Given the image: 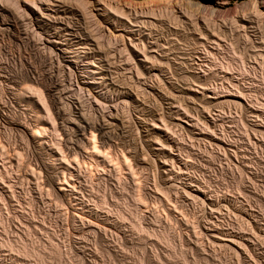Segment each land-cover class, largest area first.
I'll return each mask as SVG.
<instances>
[{
  "label": "rangeland",
  "instance_id": "obj_1",
  "mask_svg": "<svg viewBox=\"0 0 264 264\" xmlns=\"http://www.w3.org/2000/svg\"><path fill=\"white\" fill-rule=\"evenodd\" d=\"M69 1L72 2L71 0ZM85 1L87 2L89 9L96 13L97 6L95 0ZM124 1L119 0V4H114L115 2H112L111 4H114V6H117L118 4L121 8L133 13L137 12V15L140 14L139 16H143L145 12L147 13L150 10L149 14L151 16H149V18L154 19H148L156 24L152 22L147 23V26H145V24H139L136 22L141 26H139L140 29L138 28V24L133 27L135 28V32H133L135 36H133L137 39H143L142 41H145L147 44L157 45L158 48L153 49H158V52L156 53L160 55L157 54V58H160V56L161 58L159 61L153 62L154 64L151 63L154 65V68L153 66L151 67L152 69L149 72L151 75L150 77H147L149 74L146 75V83L141 84V87H144L141 92L137 93L135 87L127 88L128 91L132 89L130 93L133 96L132 98L135 97L134 99L136 102L140 98V102H137V106H135L136 104H131L129 101H127L128 104L126 103L127 105L125 106L118 101H115L116 103L113 102L112 105L107 102L106 104L103 103V107L100 105L102 108L99 106L96 108V106L93 105L91 110L90 107H88L90 105L87 103L86 105L84 101L82 102L83 105H80L82 109L84 108V113L88 112L86 113V116L92 120L93 118L103 119L105 114L106 118L104 117V120L108 124L109 122H113L112 125L110 124V128L114 127L113 130H111L112 133L114 131L112 135L115 137L112 136L111 139L113 140L110 142L114 146L118 143V146L116 145L115 147L120 148L121 146L122 148L123 146L124 148L126 146L125 149L130 151H133V148L137 147L139 150L140 148L142 149V154L145 153V158H147L145 159V162L148 161V164L145 163L144 166L146 167L142 168V173L145 176L142 173L141 174L143 177L142 183L143 185L145 184V188L147 187L145 193L148 196V202L150 203H147L146 207H142V209L139 210L140 216H138L140 217V220L138 216V218L136 217V219H134L135 221L137 220L136 222L139 223L140 226L144 227L143 229L146 228L148 231L150 229L151 233L152 231L154 234L159 232L165 233L168 237V242H160L153 235H147L144 231L140 232H144L145 234L140 232L139 234L134 230H131L129 222L132 217L127 215L128 212H126V206L130 202L128 198L132 189L127 183L124 184L126 187L123 189V185L117 183L114 179L112 180V178H108L109 180L107 178V180L105 178L101 180L96 179L92 184L83 179L82 181L80 179L79 182V179H77L78 182L77 180L74 181V184L72 182L73 185L71 184L68 194L70 198L72 197V202L76 203L78 206L74 203L72 209L69 206H65L67 207V211L65 207L62 206L53 195H50L48 191L46 192L44 190L40 194V191L43 189L36 187V184L33 182L34 180L28 178L30 177L29 173L25 168L26 166L24 167V163L26 164L27 160L33 161L32 163H34L35 160H32V157L29 155L20 135H17L18 133L16 131V133H14V130L12 131V129L7 126L8 124L0 118V144L7 145V143H5L6 141L11 142V144L8 142L9 146H7L8 148L6 147L7 149L4 148L6 151L9 149L8 152H10V155L8 152L7 154L4 153L5 150H0V163L5 162L8 171L14 176L12 177L13 181L11 182L13 185L9 183V180L5 181L7 180L6 178H4V181L0 178V264H264V60L260 57V53H264V23L246 29H237L234 28V25L231 26L228 19L235 14L242 13L244 8L240 4L244 0L232 1L222 7L220 6V0H169L163 4L157 0H153L156 4H148L145 2L147 0H134L139 3L133 7ZM192 3L198 4V7ZM7 9H9V6H7ZM153 11L158 18L156 15L154 16V14V17L152 16L151 13ZM74 13L75 15L72 14V16L71 14H68L71 17V22H73L72 24L74 25V28L76 27L80 33L91 32L93 29L90 28H94V26L87 23L88 21L86 22V20L79 18L77 12ZM158 14L163 18H159ZM174 15L177 16L175 17ZM138 18L140 19V17ZM225 20L228 21L226 22ZM195 21L196 24L198 23L197 25L195 24ZM101 25L110 28L112 27L108 22H104ZM0 26L4 27L1 23ZM136 27L138 29H136ZM87 28L88 30H86ZM204 28L215 31V36L218 41H220V48L223 53L216 54L218 57H215V54H213L215 59L213 55H211L213 57L211 58V56H207L201 52L203 51V48L212 50L210 48V42H207L206 45H200L201 42L198 35ZM108 32H106L107 36L111 34ZM113 32L114 34H117L122 32V29L116 28ZM113 35L111 34L112 37ZM20 39L23 38L20 36L18 37L15 33L11 36L4 33L0 34V64L3 65L5 63L4 66H8L5 70L7 73H5L3 67L0 65V70L2 69V72H0L9 76V74L16 69L18 71H15L19 75H17L16 83L13 82V84L15 83L14 85L12 82L2 83L4 85L2 86L3 88H5V83L7 84V90L4 89L5 92H3V94L0 93V95L3 101H6H4L5 105L3 106H6L8 109L5 108V112L10 109L17 112L20 110H27L29 115H33V113L38 115L37 109L33 105L32 109L29 106L30 103L28 104L26 99H24V101L23 98H21V104L19 103V106L17 107L16 105L14 106V103L10 102V100H12V97L16 92L23 91V88L26 87L25 83L27 84V81L20 75L22 70L25 71L27 69L32 76L34 75L33 77L41 76V74L47 72H51V74L57 73V66H55L57 62L55 61L54 63V60H51V62L48 57H41L39 54L43 52H41L42 50L40 49V46H38V49H40L38 52V49H36L37 47L27 46L26 43H23L24 39ZM35 39L38 41V36H35ZM161 43L163 45H161ZM221 55H226V58L228 59L229 57L232 58V61L237 64L241 60L244 61L243 63L245 64L246 69L248 68L247 71H250L251 74L248 71L249 74L242 78L243 80H240L241 84L243 83L241 85L242 91L247 95V100L245 99L246 101L243 100L245 98L244 96L240 97L241 95L237 93L239 90L237 91V88L232 89L233 86L231 87V84H229L232 75L231 73H223L218 70L212 72L210 69L212 62L216 61L218 58V60H220ZM118 57L119 56L116 55L114 60L118 61V59H120V57ZM117 61L115 63H117ZM208 62L211 64H207ZM19 63L22 64L20 65ZM120 63L119 60L117 64ZM151 64L149 63L148 66ZM208 69H210L211 72H209L210 70L208 71ZM153 72L160 76V81L163 80L161 81L162 83L158 82L163 86H160L155 80H153L155 79ZM260 72H262L263 75H261ZM217 73L219 75H217ZM198 74L201 76V82H206L205 86L210 84V86H208L213 87H211L210 90L208 89L209 91H206L203 90L202 86L194 84L191 89L196 92L195 97L197 98L192 102L187 96V92H189L188 86H191L192 78ZM59 75L61 76V73L58 74V76ZM224 75L227 78L229 76V80L224 78L223 81ZM60 76L58 77V80L60 81L57 88L61 87V89H58L59 92H57L60 93L58 94L59 98L60 95L62 96L60 98V101L62 99L61 103H65L62 104V107L63 109L66 108L67 114L71 113V115H69L70 117L76 118V108L81 101L78 100L77 102L76 99H79L78 96L73 95V92H69L67 89V80L62 79V76ZM206 76L209 78L207 79ZM261 76H263V78ZM219 77L222 80L219 79ZM206 79L208 81H206ZM226 80L227 83L225 82ZM221 84L225 87L222 88ZM147 85L150 87L148 86V88ZM156 87L160 89H157ZM172 87L173 89H171ZM214 88H217L216 91ZM134 90L139 94V98L137 97V94L135 95ZM150 90L153 95H151L150 92L147 93ZM202 91L207 93L208 96H215L217 93L216 96H219V98H210L212 101L210 100V102H208L206 99L200 97L203 93ZM168 92H171V96L175 94L174 98L168 96ZM25 93L27 92L25 91ZM85 93V96H88V92ZM236 93L238 95H236ZM238 96L239 98H236ZM234 98L240 103L238 101V103L236 102L234 104L231 101L229 102V100ZM248 98L251 99L252 102ZM127 100H129V98ZM68 103L70 104V107L73 106L75 108H68ZM104 104H108L106 106L108 109L104 107ZM142 105L143 107L141 108ZM15 107L18 110L15 109ZM21 107L24 108L22 109ZM121 107H125L124 109L127 110L126 112H128L130 116L126 112L123 114V111L125 110H122ZM129 107H131V109L128 111ZM138 108H141L142 110L140 109L138 111ZM178 108L180 111L177 110ZM181 108L184 109L181 110ZM188 109H190L191 113L188 112L186 115V112L189 111ZM32 110L35 112H32ZM96 110L97 112H95ZM100 110H102L104 114H100ZM150 110H154L155 114L152 113V111L150 112ZM183 110H186V112ZM91 111L95 115H93ZM118 111L120 113H118ZM116 112L122 117L117 115ZM35 114L34 116H36ZM106 114L112 115L107 116ZM158 114L163 115L161 117ZM188 114H191V116ZM192 114H194V117ZM152 115L154 118L157 117L158 120L159 118H163L162 120L168 123L169 121L170 123L175 122L173 124V127L175 128L172 126L171 128L170 125L172 124H170L168 127L171 129L168 130V132L175 129L173 133L172 131L169 132L172 133V137H170L171 135L169 134V138H172V143L174 144L172 147V149L174 148L173 153H177L176 155L179 158V162L176 163L179 167L177 165L175 166V163L172 164V166H175L173 167L174 169L169 165V169L171 170L172 168L170 172L171 174L163 173L160 165H157L161 160L165 159L163 153L158 149V145L155 146V149L148 145V143H150V138L147 137H150V134L147 135L148 132L146 129H148L149 123H151L150 121L153 119ZM182 115H184V117ZM69 116L68 118H70ZM178 116H182L183 120L179 119ZM188 116L189 118L187 119ZM184 120H187V123ZM72 121L74 120L72 119ZM120 121H122V124L125 126L121 125ZM114 123L115 125H113ZM7 128H10L11 130ZM138 131L139 135H142L139 136L136 134ZM70 132L72 134L71 130ZM144 142L146 144H144ZM216 144H218V147ZM130 145L132 146V149H129L131 147ZM127 146L130 147L128 148ZM23 149H25L27 153ZM12 150H19L20 153L25 151V156H29V158L27 159V157H24L23 153L21 157V160L23 159L21 166H16V162V165L13 163L14 166L12 164L7 165L9 160L6 162L4 159L7 158V155L13 156ZM2 153L6 156L3 154V157ZM179 153L182 155L181 157L179 156ZM1 159L3 161H1ZM142 159H144V157ZM153 159L157 164H153ZM180 160L182 162H180ZM0 166L2 165L0 164ZM0 168L1 171H4V168L3 170L2 167ZM25 169L26 171L24 173ZM156 169L157 171L155 172ZM179 171L183 173L181 174ZM147 173L149 174L148 176L146 175ZM164 174L167 176V181L164 179ZM23 175L24 177H22ZM168 175L171 177V180L169 179L171 182L170 184L168 183V178H170ZM28 179L30 181H28ZM172 183L174 185H171ZM7 184H9L8 186L12 190L8 188ZM34 184L35 186L32 187ZM168 184L173 187L174 192L172 187ZM156 186L160 188L162 192H160ZM162 187L166 192L162 190ZM167 187H169V192L172 189L170 193L167 191ZM186 188L190 191H188L189 194L186 192ZM175 189L177 192L179 191V197L177 196L178 193ZM182 190L183 192L186 190L184 192L186 194L182 193ZM163 193H168V195L172 197L169 199V196H166V198H168L167 200H172V205L168 201L169 206L171 207L170 209L163 205L164 202L162 199L165 198V195L162 197ZM187 194L188 197H186ZM74 198L75 201L73 200ZM160 198L162 201H160ZM99 203H102V206H99ZM148 206H152L153 208L149 207V209ZM147 208L148 211H146ZM163 208L167 210L165 211ZM123 209L127 214H124L122 211ZM70 210L74 212L72 213ZM140 211H142V214ZM121 212L124 214V219L120 217ZM72 214L76 216L80 215L81 218L83 216V218L85 217L90 222L85 221V218H82L80 221H74L72 220V216H74ZM157 214H159L160 217H158ZM92 221H94L93 224L91 223ZM87 222L91 223L90 227ZM188 222L190 224H188ZM192 224L196 227L195 229ZM93 227H95L96 230ZM230 236L235 241L230 240Z\"/></svg>",
  "mask_w": 264,
  "mask_h": 264
},
{
  "label": "bare ground",
  "instance_id": "obj_2",
  "mask_svg": "<svg viewBox=\"0 0 264 264\" xmlns=\"http://www.w3.org/2000/svg\"><path fill=\"white\" fill-rule=\"evenodd\" d=\"M71 1L72 2H70L69 0H0V23L4 26V27L0 26V32L2 34L3 33L6 34L8 36L14 35V33L17 34L18 37L20 36L21 38L24 39V40L23 39H20V40H23V43L24 44L26 43L27 46L37 47L36 49H38L39 48L38 46H40V49L42 50L41 52H43V53H40V54L38 53V54L41 55V57H44V58L48 57V59L50 58L49 59L50 61L54 60V63L56 61L57 64L55 66H57L56 70H58L57 73L51 74V72L50 73L47 72V73L41 74V76H38V77H33L34 75L32 76L31 73L27 69L25 71L22 70L21 71L22 73H20V75L22 77H24V79L27 81V84L25 83L26 87L24 86L25 88H23V91L16 92V93L13 90L15 94L12 92L14 94V96L12 97V100H10V102H13L14 106L16 105V107H17V106H19V103L21 102L20 101L21 98H23V100L26 99V101H28V104L30 103L29 106L31 108L33 105L37 109L38 115L35 113H33V115L32 114L29 115L27 113V110H22V111L20 110L19 112L12 111L10 108L9 109L11 111L6 110V112H5L4 110H5L6 106L4 107L3 105H5L4 103L6 101L4 100L5 101L4 102L1 95H0V118L3 119L4 122H6L8 124L7 126H9L12 129V131L14 130L13 131L14 133L17 132L18 133L17 135H20L22 142L25 143L24 145L26 146V149H27L29 155L32 157V160L34 159L35 161H34V163H32L33 161L27 160L29 158V156L28 157L25 156L27 153V151L25 149H23V150H25L26 153H24L25 151L20 153L19 150H14V151L12 150L13 156L7 155V158L5 157L6 159H4V160H6V162L9 160L8 161L9 163L7 162V165H9V164L13 165V163L16 162L17 165H16V163H15V165L19 167L22 164L23 159L21 160V157H22V154L24 153V157H27L26 164L23 162L24 167L26 166L25 168L27 169L29 176H30V177H28V176L27 177L34 180L33 182L36 184V187H38L39 189L40 188L43 189L42 191H40V194L44 190L46 192L48 191L50 193V195H53L61 203L62 206H64V207L69 206V207H71V209H72L74 202H72V199H71L72 197L70 198L68 193L70 191V186H71L72 182L74 184V181L77 179H79V182H80V179H81V181L83 179L86 182H90L92 184V182L96 179L101 180L104 178L105 179L106 178L107 179L112 178V180L114 179L115 181H117V183L123 185V189H125L124 187H126V186H124V184L127 183V185H129V187L132 189V192L128 198L130 200V202L126 206L127 211L125 210L126 212H128V214L124 212V209L122 211L124 212V214H127V215H129V217H132L131 220L129 219L130 220L129 225L131 227V230H134L137 233H139L140 231H144L147 235H151V236L153 235L158 241L164 243L168 240V237L165 233L159 232V233L154 234L153 231L151 233L150 229H149V231L146 230V228L143 229L144 227L140 226L139 223L136 222L137 220L135 221L136 217L138 215L140 216L139 210H141L142 207H146L147 203H150V202H148V196L145 193V189L147 187L145 188V184L143 185V183H142L143 182L142 168L146 167L144 165H145V163L148 162V161L145 162V159H147V158H145L146 157L145 153L142 154V149L140 148V150H139L137 147L133 148V151H130L128 149H127L128 150L127 151L125 149L126 146L124 148H123V146H122V148H121V146H120V148L115 147L118 143H116V145L114 146L110 142L111 140H113V139H111V137L113 136L112 134L114 133V131L112 133V130L114 127L112 126L113 128H110L113 122L110 123L109 119H108V122H109V124H108L104 120L105 114L102 110H100L101 111L100 114H102V113L104 114L103 119H97L95 117L96 119L93 118V120H92L91 118L86 116L87 115L86 113H88V112L84 113L85 112V111L83 112L84 108L82 109V107L80 105V104L83 105L82 102L84 101L85 104L87 103L90 105L88 107H90V110H91V107L93 105L96 106V108L98 106L100 108H102L103 107L102 104L103 103L106 104V102L110 103L112 105L113 102L118 101L123 106L128 104L127 101H129L131 104L132 103L136 104L135 106H137V102H140V100H139L140 98L138 96L139 94H137V93L141 92L142 89L144 88V87L143 88L141 87V84L146 83V80H145L146 75L149 74V72L152 69L151 68L152 66L154 68L153 62L159 61V59L161 58V56H160V58H157L158 53H156V52H158L157 51L158 49L155 50L156 48H158L157 45L147 44V43H145V41H142L143 39L141 40V39L135 38L134 37L135 35L133 33V32H135V28H133V27L136 26L138 23L139 24L142 23V24H145V26H147L146 25L147 23L153 22V21H149V19H150L149 16H151L149 14L150 10L147 12L148 14L145 12L143 16L141 15L142 16L141 17V16H139L140 14L137 15V12H134L135 13L134 14L133 12H130V11H127L126 9L121 8L118 5L119 0H95L96 6H97V9H96L97 12L95 13L91 9H89V6L85 0H71ZM155 1L147 0L145 2L148 4L149 3H153V4L155 3L156 4ZM157 1H159L160 3L163 4L169 0H157ZM176 1H180V0H176ZM232 1H237V0H220V6L222 7L223 5L229 4ZM112 2H115L114 4L118 3L117 6H114V4L112 5L111 4ZM124 2L129 4L131 7L136 6V4L139 3L138 1H134V0H126ZM192 4L196 5L198 7V4H194V3H192ZM150 5H152V4H150ZM240 5L244 8V10L242 11V13L235 14V15H233V17L228 19L229 22L231 23V26L234 25V28H237V29H246L248 27H252L254 25L264 23V0H244L243 2H241ZM7 6H9L10 10L7 9ZM134 11H136V10H134ZM74 12H77V15L79 16V18L86 20V22L88 21L87 23H90V25L92 24L91 26H94V28L93 27L90 28V29H93L92 30L93 32L91 31V32H86V33L85 32L80 33V32H78L76 27L74 28V25L72 24L73 22H71L72 21L71 17L68 15V14H71V16H72V14L75 15ZM151 14L153 16L154 11ZM155 15L156 14H154V16ZM99 16L102 18H100ZM138 17H140V19ZM160 17H162V16L159 15V18ZM157 18H158V16H157ZM151 19H154V18H151ZM155 19H156V17H155ZM104 22H108L109 24L112 25V27L110 28V27H106L105 25H101ZM136 22H138V23H136ZM153 23L156 24L155 22H153ZM139 24H138V28H139V26H141ZM195 24H196V21H195ZM116 28H121L122 32L114 34L113 31ZM138 28L136 27V29H138ZM86 30H88V28ZM106 30H108L109 32ZM106 32L111 33L112 35L114 34L113 37L111 36V34H109L107 36ZM35 36H38L39 42L35 39ZM198 37H199L200 42H201L200 45H203V44L206 45L207 42L211 43L210 48L212 50H207V49L203 48V51H201V52H203L202 54H206L207 56H211V55L215 54V57H216L217 56L216 54H222L223 53L221 48H220V41H218L217 37L215 36V31H211L208 28H204L203 31L199 32ZM153 43H154V41H153ZM158 45H159V43H158ZM161 45H163V44L161 43ZM153 48H155V49H153ZM25 49H27V48H25ZM40 49H38V52ZM34 51H33V53H34ZM116 55H118L120 57V59H118L119 57L116 58V59H118V61L120 60V62H121L120 64H117L118 63L117 60H116L117 63H115L116 61L114 59H115ZM158 55H160V54H158ZM162 55H163V53H162ZM213 57H214V55H213ZM213 57L211 56V58H213ZM215 57H214V59H215ZM260 57L262 60H264V53H260ZM218 59L216 61L213 60L214 62H212V64L210 63L211 64L210 69L212 70V72L214 70H218V71H222L223 73H229V74L231 73L232 75L230 77L231 80L229 81V84H231V87L233 86L232 89L237 88V91L239 90L237 93L239 95H241L240 97L244 96L245 98L243 100H245L247 95L242 91L241 85L243 83L241 84L240 80L242 78L246 77L250 73V71L248 70L249 71V73H248V71H247L248 68L246 69V66L243 63L244 61L241 60L237 64V63L232 61L233 60L232 58H230V57H229V59L226 58V55H221L220 60H218ZM19 62H20V60H19ZM149 63L150 64L153 63V64L148 66ZM4 64L3 65L0 64V65L3 67V69H4L3 71L5 72V70L8 66L6 67V65L4 66ZM207 64H209V62ZM208 68H209V66H208ZM200 69H201V67H200ZM210 69H208V71ZM15 70L16 69H14L13 72L10 71L11 73L9 74V76H7V74H5L7 72H5L4 74L1 73L2 71L0 72V85H1L0 86V88H1L0 93L3 94V92H5L4 89L7 90V88H6L7 84L5 83V88H3L2 86H4V85L2 83L12 82V84H13V82H15L17 80V77L19 75L16 73V71H18V70H16V71ZM156 70H157V68H156ZM211 70L209 72H211ZM58 72L61 73L62 79L67 80V82H68V84H67L68 88L67 89L69 90V92L70 93L73 92V95L78 96L79 99H76L77 102H78V100L81 101V103H78L79 106H77V104H76V106H77V108H76L77 111L75 112L76 118L70 117L69 115H71V113L67 114L65 105H64L65 109H63V107H62V104H65V103H61L62 99L60 101V98L62 96L60 95V98L58 96V94H60V93H58L59 92L58 89H61V87L57 88L59 85V81H60V80H58V77L60 76V75L58 76V74H60ZM205 73H206V71H205ZM153 74H154V72H153ZM252 74H255V73H252ZM260 74L263 75L262 72H260ZM217 75H219V74L217 73ZM150 76L151 75L149 74V76H147V77H150ZM154 77H155V79H153V80H155L157 82V84H159L161 81H163V80H161V81L159 80L160 76L157 75V73L154 74ZM261 77L263 78V76H261ZM208 78L209 77H207V79ZM224 78L229 80L228 79L229 76L227 78L224 75L223 81H224ZM62 79H61V81H62ZM207 79H206V81H208ZM219 79H221V78L219 77ZM227 80L225 81L226 83H227ZM155 81H153V82H155ZM191 82H190L191 86L190 85L188 86L189 92H187V96H188V99L190 98L192 100V102L194 100H196V98H197V97H195L196 92L191 89L194 84L202 86L203 90H206V91L208 89L210 90V88L213 87V86L209 87L210 84H208L209 86L207 85L209 88L207 86H205L206 82H204V83L201 82V76L199 74L195 75V77L192 78ZM263 82H264V79H263ZM63 83H64V81H63ZM222 83H224V82H222ZM159 85L161 86L162 84H159ZM164 85H165V83H164ZM60 86H61V84H60ZM148 86L149 85H147V87ZM21 87H23V86H21ZM128 87H135L136 88L137 93L135 92V90H134V92H135V95L137 94V97L139 98L137 102L134 99L135 97L132 98L133 96L130 93L132 89L130 91H128L127 90ZM221 87L224 88L225 86L223 87L221 84ZM243 88H244V86H243ZM157 89H160V88H157ZM168 89H169V87H168ZM171 89H173V87ZM214 89L216 91L217 88H214ZM225 89H227V88H225ZM21 90H22V88H21ZM62 90H64V89H62ZM151 90L148 91L147 93L150 92V94L153 95V93H151ZM10 91H12V90H10ZM25 91L28 94L25 93ZM228 91H229V89H228ZM232 91H234V90H232ZM85 92H88L87 93L88 96H85V94H86ZM230 92H231V88H230ZM170 93L168 92V96H171ZM184 93H186V92H184ZM237 93H236V95H238ZM142 94H143V92H142ZM155 94H157V93H155ZM216 94H215V96H208L207 93L203 92L200 97L203 99H206L208 102H210V100H211L210 98H214V99L219 98V96H216ZM234 94H235V92H234ZM144 95H145V93H144ZM174 95L171 97L174 98ZM182 95H183V92H182ZM11 96H12V94H11ZM154 97H156V96H154ZM128 98H129V100H127ZM236 98H239V96ZM236 98L229 100V102L231 101L233 104L236 103L238 101ZM142 99H143V97H142ZM175 99H176V97H175ZM23 100H22V102H23ZM144 100H141V101H144ZM249 100L251 101V99H249ZM187 102H189V101H187ZM222 102H223V99H222ZM248 103H249V101H248ZM172 104H173V102H172ZM227 104H228V102H227ZM100 105H102V107ZM107 105L104 106L106 109H108L106 107ZM68 106H69L68 108H70V109H72V107H73L72 105H71L72 107H70V104ZM7 107H8V105H7ZM16 107H15V109H17ZM26 107H27V105H26ZM131 107L128 108V111H129V109H131ZM142 107H143V105L141 106V108ZM171 107H172V105H171ZM27 108L29 109V107H27ZM73 108H75V107H73ZM124 108L125 107H123L122 110H125ZM144 108H146V107H144ZM179 108L177 110H179ZM184 108L187 109L186 107H184ZM184 108H181V110ZM189 108H191V107H189ZM6 109H8V108H6ZM92 109H94V108H92ZM140 109L138 108L137 110L139 111ZM254 109H256V108H254ZM67 110H69V109H67ZM148 110H147V112H148ZM154 110L153 111L150 110V112L152 111V113H154ZM188 110L189 111H187V112H186V110H183L184 112H186V115L188 112H190V109H188ZM126 111L127 110L123 111V114ZM32 112H35V111L32 110ZM95 112H97V110ZM114 113H115V111H114ZM118 113H120V112L118 111ZM126 113L128 114V112H126ZM34 114L36 116H34ZM72 114H74V113H72ZM92 114H93V112H92ZM112 114H108V115L106 114V115L111 116ZM116 114H117V112H116ZM127 114H125V115H127ZM139 114H141V113H139ZM148 114H150V113H148ZM148 114H146V115H148ZM67 115L71 118V120H70V118H68ZM93 115H95V114H93ZM117 115H119V114H117ZM153 115H152V117H153ZM162 115L160 114L159 116L162 117ZM188 115L191 116V114H188ZM192 115L194 117V114H192ZM159 116H158V118H159ZM182 116L184 117V115H182ZM182 116L181 117L178 116L179 119L183 120ZM189 116L187 117V119L189 118ZM120 117H122V116H120ZM72 119L74 121H72ZM148 119L150 120L149 117H148ZM160 119L161 118H159V120H158L157 117L156 118L153 117V119L150 121L151 123H149L148 129H146L148 132L147 135L150 134V137L146 136L147 138H150L149 139L150 143H148V142L147 143L151 147H154L153 149H155V146L158 145V149H160V151L163 153V156L165 157L164 160H161L159 158L161 161L158 164L153 159L154 160L153 164L156 163L157 165H160V168L162 169L163 173L165 172L166 174H171L170 172H171L172 168L177 165L176 164L177 162H179V158L176 155L177 153L176 154L173 153L174 148L172 149V147L174 144L172 143L173 142L172 138L171 139L169 138V134L171 135L175 129H173V131L171 130L172 133H169L171 131L168 132V130H170L173 127V124L175 122L170 123V121H169V123H168L166 121H163L162 120L163 118L161 120ZM115 120H121V119H115ZM191 120H192V118H191ZM120 122H121V125H124V124H122V121H120ZM146 122H147V119H146ZM196 123H193V124H196ZM147 124H148V122H147ZM170 124H172V125H170ZM203 124H204V122H203ZM113 125H115V123ZM117 125H119V124H117ZM169 125H170V127L171 126L172 127L171 128L168 127ZM176 126H177V123H176ZM182 127H184V126H182ZM10 128H7V129H10ZM144 128H147V127H144ZM173 128H175V127H173ZM137 129H138V127H137ZM70 130L72 131V134H71ZM207 130H208V128H207ZM136 134L139 135V131H138V133L136 132ZM140 135H142V134H140ZM201 136H203V135H201ZM113 137H115V136H113ZM170 137H172V135ZM215 138H213V139H215ZM135 139H137V138H135ZM138 139H139V137H138ZM205 139H206V137H205ZM216 140H218V139H216ZM8 142H9V144H11L10 141H8ZM8 142L7 141L5 142V143H7V145H5V144L1 145L0 144V147H1L0 150H2V151L5 150L4 148L9 146ZM114 142H116V141H114ZM142 142H143V140H142ZM144 144H146V143L144 142ZM4 145H5V147H4ZM123 145H125V144H123ZM128 145H129V143H128ZM216 145L218 147V144H216ZM130 146H127V147L129 148ZM132 146H133V144H132ZM132 146L129 149H132ZM16 148H14V149H16ZM156 150H157V148H156ZM5 151H4V153L7 154L9 149H8V151H6V152ZM4 153H2V155ZM9 153L10 152H8V154ZM4 155H3V157H4ZM179 156L181 157L182 155H180V153H179ZM143 157H144V159H142ZM157 157H158V155H157ZM181 159H183V158H181ZM1 161H3V160L1 159ZM180 162H182V161L180 160ZM174 163H175V166H172V164H174ZM0 164L2 165V166H0V167H2V170L4 168V171L0 170L1 171L0 172V178L3 179V181H4V178H6L7 180H5V181L9 180L10 181L9 183H11L13 181L12 177H14V176L12 175V173H10L8 171V168L5 164V162H2ZM18 164H20V165H18ZM169 165L172 166L171 170L169 169ZM167 166H168V169H167ZM177 166L179 167V165H177ZM26 169L24 170V173H25ZM177 169H179V168H177ZM179 170H182V169H179ZM156 171H157V169L155 170V172ZM179 172H181V171H179ZM182 173L183 172H181V174ZM19 175H20V173H19ZM146 175L148 176L149 174L147 173ZM156 175H157V173H156ZM156 175H155V178H156ZM22 177H24V175ZM22 177H20V178H22ZM161 177H162V174H161ZM166 177L167 176L165 175L164 179H166V181H167ZM168 177H170V175H168ZM157 178H159V177H157ZM169 179L171 180V177L168 178V180ZM173 179H175V178H173ZM170 180L168 182L169 184L171 183ZM28 181H30V180L28 179ZM77 182H78V180H77ZM35 184L32 185V187L35 186ZM8 185L9 184H7V186ZM14 185H15V183H14ZM168 185H166V186H168ZM171 185H174V184L172 183ZM171 185H169V186H171ZM8 188L10 190H12L9 186H8ZM167 188H165V189H167V191H168L169 187H167ZM127 189H128V187H127ZM158 189L160 190V188H158ZM172 189H173V187H172ZM162 190L165 191L164 188ZM171 190H170V192H171ZM183 190H182V193H184L187 190V188L184 192H183ZM175 191H176V189H175ZM188 191L189 190H187L186 192L189 194L190 191L189 192ZM201 191H202V189H201ZM160 192H162V191L160 190ZM173 192H174V189H173ZM157 193H159V192H157ZM177 193H178L177 196L180 195L179 191ZM184 194H186V193H184ZM188 194H187V196L186 195L185 196L188 197ZM164 195H165V198H166V196L167 197L169 196V199L172 198V197H170V195H168V193H166V194L163 193L162 197ZM165 198L162 199L164 202V204L163 203L162 204L170 209L171 207L169 206V203H168L169 200H167L168 198H166V199ZM179 199H181V198H179ZM73 200L75 201V198ZM149 200H150V198H149ZM162 200L160 198V201H162ZM169 202L171 204L172 200H170ZM102 203H103V200H102ZM102 203H99V206H102ZM74 204L77 205L76 203H74ZM163 205H161V206H163ZM152 206H148V208L149 207L151 208ZM64 207H63V209H64ZM103 207H100V208H103ZM66 208L67 207H65V209ZM148 208H147V210L146 209L145 210L148 211ZM164 210L166 211L167 209H164ZM66 211H67V209H66ZM68 211H69V209H68ZM149 211H151V210H149ZM70 212H72V211L70 210ZM141 212L142 211H140V213ZM168 212H169V210H168ZM84 213H85V211H84ZM124 214H122V212H121L120 217L123 218ZM72 215H74V214H72ZM88 215H89V213H88ZM157 215H158V217H160L159 214H157ZM118 216H119V214H118ZM154 216H155V214H154ZM72 217L74 218V219L72 218V220H74V221L75 220L80 221L83 218V216L81 218L80 215L79 216L74 215ZM141 218H143V217H141ZM139 220H140V217H139ZM161 220H163V219H161ZM161 220H160V222H161ZM85 221L90 222L87 219ZM88 222H87V224H89V227H90V224L91 223L93 224L94 221H92L91 223H88ZM188 224H190V223L188 222ZM188 224H187V226H188ZM192 225H191V227L193 228L194 225L193 226ZM96 226H98V225H96ZM93 228L96 230L95 227H93ZM195 228L196 227L194 226V229ZM194 229H192V230H194ZM103 230H104V228H103ZM192 230H190V231H192ZM144 232L143 233L140 232V233L145 234ZM214 235H216V234H214ZM230 237H229V239H230ZM217 240H218V238H217ZM230 240L235 241V240H233L232 237ZM18 250H19V248H18ZM17 251H15V252H17Z\"/></svg>",
  "mask_w": 264,
  "mask_h": 264
}]
</instances>
